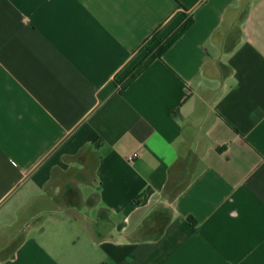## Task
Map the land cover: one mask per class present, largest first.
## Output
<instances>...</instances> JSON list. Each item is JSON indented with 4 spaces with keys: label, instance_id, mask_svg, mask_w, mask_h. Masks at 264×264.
Returning a JSON list of instances; mask_svg holds the SVG:
<instances>
[{
    "label": "crops",
    "instance_id": "1",
    "mask_svg": "<svg viewBox=\"0 0 264 264\" xmlns=\"http://www.w3.org/2000/svg\"><path fill=\"white\" fill-rule=\"evenodd\" d=\"M0 264H264V0H0Z\"/></svg>",
    "mask_w": 264,
    "mask_h": 264
},
{
    "label": "trees",
    "instance_id": "2",
    "mask_svg": "<svg viewBox=\"0 0 264 264\" xmlns=\"http://www.w3.org/2000/svg\"><path fill=\"white\" fill-rule=\"evenodd\" d=\"M192 24H193L192 19L187 20L181 32L176 37L168 41L160 40L157 38L156 35H154L144 46V49L147 51L146 60L156 59V58L161 59L164 56V54L167 52V50L178 39V37L182 35L184 32H186L192 26Z\"/></svg>",
    "mask_w": 264,
    "mask_h": 264
},
{
    "label": "built area",
    "instance_id": "3",
    "mask_svg": "<svg viewBox=\"0 0 264 264\" xmlns=\"http://www.w3.org/2000/svg\"><path fill=\"white\" fill-rule=\"evenodd\" d=\"M139 156H140V154H139L138 152L132 153L131 155L128 156V161H129V162H133V161H135Z\"/></svg>",
    "mask_w": 264,
    "mask_h": 264
}]
</instances>
